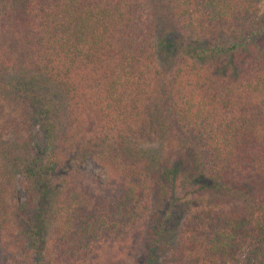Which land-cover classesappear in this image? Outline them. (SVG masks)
Masks as SVG:
<instances>
[{"label": "trees", "instance_id": "trees-1", "mask_svg": "<svg viewBox=\"0 0 264 264\" xmlns=\"http://www.w3.org/2000/svg\"><path fill=\"white\" fill-rule=\"evenodd\" d=\"M0 264H264V0H0Z\"/></svg>", "mask_w": 264, "mask_h": 264}, {"label": "rangeland", "instance_id": "rangeland-1", "mask_svg": "<svg viewBox=\"0 0 264 264\" xmlns=\"http://www.w3.org/2000/svg\"><path fill=\"white\" fill-rule=\"evenodd\" d=\"M81 169L88 174H99L100 173L98 166L90 159L85 160V162L81 166ZM14 188L17 192L18 199L20 201H23L25 196H24V192L22 190L19 178H17V180L15 181ZM126 250L127 248L125 247L121 248L120 251L116 252V256L122 259L123 254L126 253Z\"/></svg>", "mask_w": 264, "mask_h": 264}]
</instances>
